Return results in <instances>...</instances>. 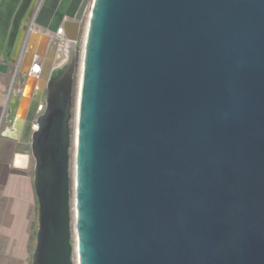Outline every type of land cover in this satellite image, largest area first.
Here are the masks:
<instances>
[{"label": "water", "instance_id": "water-1", "mask_svg": "<svg viewBox=\"0 0 264 264\" xmlns=\"http://www.w3.org/2000/svg\"><path fill=\"white\" fill-rule=\"evenodd\" d=\"M25 1L2 0L0 51L14 44ZM48 2L31 7L14 63L17 74L35 25L65 41L36 66L47 95L27 117L38 202L31 264H73L70 121L87 12L79 264H264V0H65L71 12L51 19L52 7L50 25L40 22Z\"/></svg>", "mask_w": 264, "mask_h": 264}, {"label": "crops", "instance_id": "crops-1", "mask_svg": "<svg viewBox=\"0 0 264 264\" xmlns=\"http://www.w3.org/2000/svg\"><path fill=\"white\" fill-rule=\"evenodd\" d=\"M24 3L28 9L20 19L15 42L7 49L5 43L2 53L0 51V63L4 59L10 62L6 71L0 70V264H30L32 258L35 191L27 117L35 100L34 116L44 110V93L38 87L44 72L36 66L43 67L46 54L51 51L55 54L65 42H59L55 33L35 25L27 37L26 54L17 72L21 88L19 91L12 89L17 75L14 63L19 60L33 13L30 9L40 7L41 0ZM24 77L30 81L28 95H20L26 85Z\"/></svg>", "mask_w": 264, "mask_h": 264}, {"label": "rangeland", "instance_id": "rangeland-1", "mask_svg": "<svg viewBox=\"0 0 264 264\" xmlns=\"http://www.w3.org/2000/svg\"><path fill=\"white\" fill-rule=\"evenodd\" d=\"M91 4V0L89 2V5ZM88 13H86V16L84 18V21L82 22V29L80 32V39L78 42V55L76 59V66H75V72H74V80H73V105H72V118L70 121L71 126V145L69 149L70 153V160H69V175H70V206H71V240H72V263L76 264V254H75V240H74V210H73V201H74V169H75V130L77 126V97H78V87H79V78H80V72H81V64H82V52H83V45H84V38H85V32H86V25L88 20ZM21 88V81H20V74L16 75L13 79L12 83V89L19 91ZM34 166H35V159L32 156V168H33V176H34ZM33 220H34V227H33V233L35 234L37 230V223H38V202L36 198L35 202V194H34V205H33ZM31 264V261H30Z\"/></svg>", "mask_w": 264, "mask_h": 264}, {"label": "flooded vegetation", "instance_id": "flooded-vegetation-1", "mask_svg": "<svg viewBox=\"0 0 264 264\" xmlns=\"http://www.w3.org/2000/svg\"><path fill=\"white\" fill-rule=\"evenodd\" d=\"M42 1L43 0H41V3H42ZM52 7H54V8H53V13L51 15V19H53L55 17L56 13H58V11L61 10V9H64L65 13H70L71 12L70 11V7L66 6L65 0H49L48 6L46 7V9L40 15V22L41 23H47V24L50 25L51 20L48 22L47 21V17H48V10L49 9L51 10ZM73 13H74V15H76L77 11H75ZM64 18H69V17L67 15H65ZM46 95H47V92L44 91V100H45Z\"/></svg>", "mask_w": 264, "mask_h": 264}, {"label": "bare ground", "instance_id": "bare-ground-1", "mask_svg": "<svg viewBox=\"0 0 264 264\" xmlns=\"http://www.w3.org/2000/svg\"><path fill=\"white\" fill-rule=\"evenodd\" d=\"M82 68V64H81ZM80 81H81V72H80V78H79V87L78 90H80ZM78 102H79V91H78V97H77V115H78ZM76 140H77V126L75 130V169H74V193L76 189ZM75 195V194H74ZM73 210H74V240H75V254H76V264H79V246H78V235L76 231V221H77V211H76V199L74 196V201H73Z\"/></svg>", "mask_w": 264, "mask_h": 264}, {"label": "trees", "instance_id": "trees-1", "mask_svg": "<svg viewBox=\"0 0 264 264\" xmlns=\"http://www.w3.org/2000/svg\"><path fill=\"white\" fill-rule=\"evenodd\" d=\"M37 227H38V223H37ZM35 242H36V232H35V234L33 233V237H32V252L34 250Z\"/></svg>", "mask_w": 264, "mask_h": 264}]
</instances>
